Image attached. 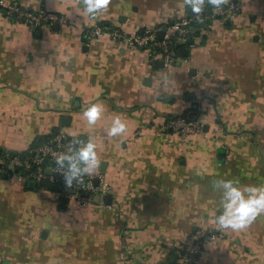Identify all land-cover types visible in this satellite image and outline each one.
Returning a JSON list of instances; mask_svg holds the SVG:
<instances>
[{"label":"crops","instance_id":"1","mask_svg":"<svg viewBox=\"0 0 264 264\" xmlns=\"http://www.w3.org/2000/svg\"><path fill=\"white\" fill-rule=\"evenodd\" d=\"M1 1L68 22L33 30L0 7V162L58 130L90 139L101 163L84 175L103 173L111 199L84 205L0 172V264H185L178 251L201 229L223 237L190 264H264V213L221 227L216 188L264 186V0H229L239 13L176 46L168 68L108 35L87 42L86 30L141 35L187 17V0H109L94 16L84 0ZM97 102L91 125L83 112ZM191 110L204 135L163 130ZM117 116L126 130L108 135Z\"/></svg>","mask_w":264,"mask_h":264},{"label":"built area","instance_id":"2","mask_svg":"<svg viewBox=\"0 0 264 264\" xmlns=\"http://www.w3.org/2000/svg\"><path fill=\"white\" fill-rule=\"evenodd\" d=\"M0 7L4 9L7 18L24 23L33 30L45 25H66L68 22L65 16L45 10L30 11L16 3L4 4L0 0ZM239 11L240 5L229 0H223L219 7H213L210 0H205L201 12L196 13L191 9L189 15L182 20L155 29H147L141 35L128 36L119 29L94 27L86 30L85 39L91 42L100 36L108 35L113 40L125 42L132 50L146 52L151 63L160 61L165 68H168L179 59L176 46L180 44L194 46L213 21L231 19ZM160 33L164 34L162 39L159 38ZM163 130L172 131L182 138L191 134H205L199 116L192 110L170 118ZM78 140L81 139L69 137L63 130H58L55 136L45 139L25 153L0 162V172L8 176L17 174L20 179L32 180L38 185L44 182L58 185L64 197L72 196L84 205L91 203L94 196H98L101 204H105V198L111 193V187L103 173L83 175L68 186L65 183L63 170L56 163L57 157ZM222 237L217 231L198 230L184 241L183 247L178 251L179 257L185 264L193 263L201 254L204 242Z\"/></svg>","mask_w":264,"mask_h":264},{"label":"clouds","instance_id":"3","mask_svg":"<svg viewBox=\"0 0 264 264\" xmlns=\"http://www.w3.org/2000/svg\"><path fill=\"white\" fill-rule=\"evenodd\" d=\"M108 2L109 0H84V7L94 16ZM210 2L219 7L223 0H210ZM187 3L194 12L199 13L203 10L205 0H187ZM104 111L105 106L97 102L85 108L83 115L87 118L88 124L94 125ZM126 127L125 120L117 116L108 129V135L116 136L123 133ZM56 163L63 170L65 183L71 186L74 180L97 169L101 161L98 158L96 143L90 139H81L59 155ZM216 188L220 192L221 211L217 219L221 227L242 229L264 213V186L241 185L233 179H222L217 182Z\"/></svg>","mask_w":264,"mask_h":264},{"label":"water","instance_id":"4","mask_svg":"<svg viewBox=\"0 0 264 264\" xmlns=\"http://www.w3.org/2000/svg\"><path fill=\"white\" fill-rule=\"evenodd\" d=\"M163 33H160L159 34V38L160 39H162L163 38ZM43 185L45 186V187H48V188H52V189H56V190H60V187L58 186V185H54V184H51V183H49V182H44L43 183ZM96 199L98 200L99 198H98V196L96 197ZM107 199H108V201L111 199V196L110 195H108L107 196Z\"/></svg>","mask_w":264,"mask_h":264}]
</instances>
